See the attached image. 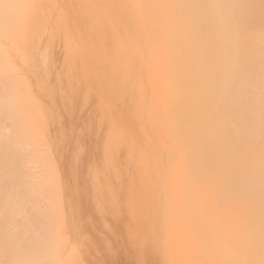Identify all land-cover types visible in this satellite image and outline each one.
<instances>
[{"label":"bare ground","instance_id":"bare-ground-1","mask_svg":"<svg viewBox=\"0 0 264 264\" xmlns=\"http://www.w3.org/2000/svg\"><path fill=\"white\" fill-rule=\"evenodd\" d=\"M0 264H264V0H0Z\"/></svg>","mask_w":264,"mask_h":264}]
</instances>
